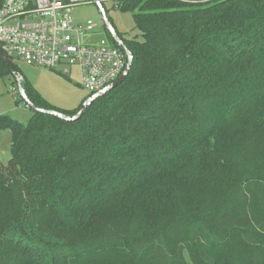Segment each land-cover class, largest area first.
<instances>
[{"label": "trees", "instance_id": "obj_1", "mask_svg": "<svg viewBox=\"0 0 264 264\" xmlns=\"http://www.w3.org/2000/svg\"><path fill=\"white\" fill-rule=\"evenodd\" d=\"M120 6L140 32L116 29L120 84L74 120L0 114V264H264V0ZM22 84L67 116L96 93L63 109Z\"/></svg>", "mask_w": 264, "mask_h": 264}, {"label": "built area", "instance_id": "obj_2", "mask_svg": "<svg viewBox=\"0 0 264 264\" xmlns=\"http://www.w3.org/2000/svg\"><path fill=\"white\" fill-rule=\"evenodd\" d=\"M93 0H6L0 8V49L13 61L47 69L76 67L80 84L98 92L128 65L125 50L109 39L88 41L98 25L74 21L72 8ZM120 1V0H119Z\"/></svg>", "mask_w": 264, "mask_h": 264}, {"label": "rangeland", "instance_id": "obj_3", "mask_svg": "<svg viewBox=\"0 0 264 264\" xmlns=\"http://www.w3.org/2000/svg\"><path fill=\"white\" fill-rule=\"evenodd\" d=\"M109 18L116 29L126 38H133L140 34L136 28L133 13L124 11L119 0H103ZM74 21L85 24L88 20L95 22L98 27L95 34L88 41L98 42L108 38L106 26L97 5L92 1L77 5L71 11ZM22 71L23 77L42 96L52 104L63 109H75L81 105L90 91L80 84V73L76 67L70 74L63 72V66L57 69H47L27 65L25 62L16 61ZM54 104V105H55ZM34 110L28 106L19 91L16 77L13 74L0 76V114H7L17 118L22 123H27ZM12 134L10 130L0 131V162L6 164L11 158ZM188 264H198L190 251L185 252Z\"/></svg>", "mask_w": 264, "mask_h": 264}, {"label": "water", "instance_id": "obj_4", "mask_svg": "<svg viewBox=\"0 0 264 264\" xmlns=\"http://www.w3.org/2000/svg\"><path fill=\"white\" fill-rule=\"evenodd\" d=\"M103 0H93V2L97 5L101 16L103 18L104 24L106 26V28L108 29V31L111 33V35L113 36V38L118 42L119 45L123 46L125 48V51L127 53L128 56V65L126 67V69L124 70V72L122 73V75L117 78L115 81H113L112 83H110L109 85H107L106 87H104L103 89L99 90L98 92L94 93L91 97H89L88 99H86L83 104L80 107V110L77 114H75L74 116H67L64 113H61L59 111L56 110H46V109H41L39 107H37L28 97L23 84H22V80H23V74L22 71L20 70V68L17 66V64L15 62H13L1 49H0V54L3 57V59L5 60L6 64L12 69L13 74H15L18 78V87H19V91L22 95V98L27 102L28 106H30L31 108H33L34 110H39V111H43L45 113H49V114H53V115H57L63 119H77L80 118L82 116V114L84 113V111L86 110V108L94 101L96 100L98 97L104 95L105 93L111 91L113 88H115L118 84H120L126 77L127 75L130 73L131 69H132V65H133V55L132 53L128 50V48L126 47V45L124 44V41L121 39V37L119 36L116 28L114 27V25L112 24L109 15L106 11V9L103 6Z\"/></svg>", "mask_w": 264, "mask_h": 264}, {"label": "crops", "instance_id": "obj_5", "mask_svg": "<svg viewBox=\"0 0 264 264\" xmlns=\"http://www.w3.org/2000/svg\"><path fill=\"white\" fill-rule=\"evenodd\" d=\"M50 100V99H49ZM53 104H55V103H53ZM58 103H56L55 105H57ZM57 106H60V105H57ZM77 107V106H76Z\"/></svg>", "mask_w": 264, "mask_h": 264}]
</instances>
